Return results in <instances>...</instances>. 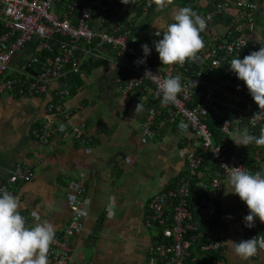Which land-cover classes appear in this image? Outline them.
Instances as JSON below:
<instances>
[{
  "label": "built area",
  "instance_id": "built-area-1",
  "mask_svg": "<svg viewBox=\"0 0 264 264\" xmlns=\"http://www.w3.org/2000/svg\"><path fill=\"white\" fill-rule=\"evenodd\" d=\"M205 2L195 11L206 21L200 33L204 48L183 65H163L154 44L145 58L135 46L130 28L123 30L113 24L118 0H0V98L44 97L50 93L46 119L31 129L39 144L49 143L56 129L70 131L76 141L83 140L87 132L86 122H70L73 113L65 103L71 89L66 85L49 92L51 82L78 75L91 63L113 59L130 63L131 77L118 81L122 95L137 92L149 102L140 125L142 143L154 141L168 125L188 133L183 139L187 147L185 172L148 202L147 225L154 226L161 239L152 248L151 264H225L219 221V199L224 179L229 176L224 165L264 173V147L239 145L235 157L228 152V141L237 130L247 129L254 135L257 128H264V116L252 117L259 108L244 82L229 70L232 59H243L264 47V0ZM153 5L152 0L146 1L147 8ZM29 45L33 46L29 60L14 68V58ZM142 58L145 62L138 64ZM146 70L152 74H145ZM177 74L182 77L183 91L175 102L165 105L157 95L158 82ZM190 80L197 82L194 89ZM212 120L221 133L217 141ZM41 162L43 159L35 156L17 163L0 183V190L15 195L17 186L30 181ZM71 186V218L63 229L55 231L48 253L50 264H69L73 239L84 231V175L80 173ZM236 198L245 237L264 236V223L258 218L253 227L245 226L248 209ZM195 212L198 224L193 223ZM207 253L218 256L209 258Z\"/></svg>",
  "mask_w": 264,
  "mask_h": 264
},
{
  "label": "crops",
  "instance_id": "crops-1",
  "mask_svg": "<svg viewBox=\"0 0 264 264\" xmlns=\"http://www.w3.org/2000/svg\"><path fill=\"white\" fill-rule=\"evenodd\" d=\"M147 0L119 2L113 24L131 31L140 52L141 45L151 47L160 39L152 26L172 22L174 9L189 7L197 11L206 0H172L160 9L155 0L152 8ZM163 29H161V32ZM33 46L16 55L12 66L29 60ZM131 77L127 59H113L91 69H84L71 84L64 80L51 82L49 92L68 85L71 96L66 108L72 123L86 122L83 140L76 141L71 132L56 129L49 143L39 144L31 129L47 117L49 95L39 97L0 98V183L17 163L33 160L37 164L32 179L19 184L15 191L22 216L28 227L48 221L55 231L70 221L71 183L84 175L87 205L83 213L84 231L73 239L69 264H151L156 228L147 225L148 202L157 192L167 188L186 170L187 147L183 139L188 133L174 125L164 127L154 141L141 142V122L149 102L133 92L122 95L118 81ZM143 109L134 112L138 103ZM69 122H66L68 126ZM235 133L228 141V152L235 157L239 145ZM227 179L219 199V221L223 231L225 264H264V250L246 260L226 242L246 240L240 223V203ZM259 238V237H258ZM49 261V260H48ZM50 264V261H49Z\"/></svg>",
  "mask_w": 264,
  "mask_h": 264
},
{
  "label": "clouds",
  "instance_id": "clouds-1",
  "mask_svg": "<svg viewBox=\"0 0 264 264\" xmlns=\"http://www.w3.org/2000/svg\"><path fill=\"white\" fill-rule=\"evenodd\" d=\"M128 4L131 0H121ZM172 0H155L158 8L163 9L170 5ZM172 22L165 21L161 24H153L155 35L160 39L154 41L155 51L163 65H183L187 60L204 48V41L200 35L206 28V21L189 7L174 9L171 15ZM161 29L163 31L161 32ZM144 57L151 53L147 44L141 45ZM145 59L137 61L138 64ZM229 70L234 72L237 79L244 82L250 96L259 108L252 117L256 119L264 116V47L252 51L243 59L239 57L229 62ZM152 72L146 70L145 74ZM182 77L177 74L169 75L158 82L157 95L161 96V102L165 105L175 102L179 93L183 91ZM192 89L197 82L190 80ZM143 109L139 102L134 112ZM255 123V120H253ZM235 144L247 147L254 143L258 147H264V128L260 129L257 137L248 132L237 130ZM229 176L227 183L231 187V193L237 195L246 204L248 215L244 217L246 227H253L255 218L264 223V173H253L243 167H228ZM21 207L18 197L8 190H0V264H49L48 253L55 238V226L48 221L36 222L28 227L24 216L19 209ZM234 246V252L241 259H248L264 250V236H257L235 242L228 240Z\"/></svg>",
  "mask_w": 264,
  "mask_h": 264
},
{
  "label": "trees",
  "instance_id": "trees-1",
  "mask_svg": "<svg viewBox=\"0 0 264 264\" xmlns=\"http://www.w3.org/2000/svg\"><path fill=\"white\" fill-rule=\"evenodd\" d=\"M105 62L104 61H100V62H97V63H94V64H89V65H87V66H85V68L84 69H91V68H94V67H98V66H100V65H102V64H104ZM76 76L77 75H70V76H68V79H66V80H64L67 84H71L73 81H74V79H76ZM252 98V97H251ZM210 126H211V128L214 130V134H215V140L217 141V139H219L220 137H221V133L219 132V130H218V128H217V125H216V123L214 122V120H212L211 121V123H210ZM260 129L261 128H257L255 131H254V135L255 136H259L260 135ZM174 183V182H173ZM173 183H171L169 186H171V185H173ZM193 223H195V224H198L199 223V221H198V215H197V213L195 212V215H194V218H193ZM161 241V239L159 238V237H156V239H155V242H160ZM206 256L207 257H209V258H215V257H217L218 255L217 254H215V253H207L206 254Z\"/></svg>",
  "mask_w": 264,
  "mask_h": 264
}]
</instances>
